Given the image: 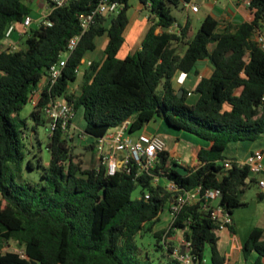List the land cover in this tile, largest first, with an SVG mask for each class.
<instances>
[{
  "label": "trees",
  "instance_id": "16d2710c",
  "mask_svg": "<svg viewBox=\"0 0 264 264\" xmlns=\"http://www.w3.org/2000/svg\"><path fill=\"white\" fill-rule=\"evenodd\" d=\"M32 1L0 0V264H181L172 256L174 243L161 236L164 230L152 231L173 195L198 186L217 189L218 204L231 217L235 208L244 205L241 195L256 184L246 163L230 158L226 164L229 158L224 150L230 142L264 137V44L254 39L255 31L264 29V0H249L250 21L220 27L217 19L206 15L195 32L189 19L180 24L172 14L173 7H185L192 0H135L148 10L151 24L140 47L122 58L117 54L125 41L131 0H117L120 7L108 26L109 15L97 18L67 54L56 82L44 86L32 104V130L49 125L45 108L57 98L73 109L82 106L84 132L94 137L82 147L85 150L93 149L97 138L128 118L129 133L159 117L167 126L207 142L194 150L192 163L182 164L184 174L171 169L174 162L181 163H167L164 152L163 162L154 169L160 179L156 184L147 174L135 176V168L110 175L95 157L90 165L76 161L84 153L74 152L81 147L62 134L59 124L53 130L49 125V159L42 165L38 158L39 180L22 179L27 124L14 114L66 51L68 40L80 32L79 14L99 0H70L62 7H51L37 26L23 33L16 50L4 48L7 25L30 15ZM174 23L178 27L170 31ZM157 27L161 31L156 33ZM99 36L106 38L103 56L83 69L74 90L70 87L78 78L74 70L86 52L96 47ZM205 59L212 72L199 79L193 90L198 97L189 103L191 92L176 89L173 80L180 71L198 74L196 64ZM26 166L33 168L30 160ZM166 180L178 190H166ZM137 187L140 196L131 198ZM220 222L195 203L183 206L170 228L184 231L193 264H223L217 249ZM226 227L233 230L231 223ZM148 231L161 241L157 247L163 251V261L153 262L147 254L138 258L135 237ZM206 247L209 258L203 263ZM242 251L246 255L254 251V264H264L262 228L252 229Z\"/></svg>",
  "mask_w": 264,
  "mask_h": 264
},
{
  "label": "built area",
  "instance_id": "2783aa9c",
  "mask_svg": "<svg viewBox=\"0 0 264 264\" xmlns=\"http://www.w3.org/2000/svg\"><path fill=\"white\" fill-rule=\"evenodd\" d=\"M70 0H48L53 7H62L66 5ZM243 3L248 6L249 0H243ZM192 11L198 10V5L194 3L185 4ZM120 5L117 0H99L95 6L90 8L86 12H82L78 16L80 32L73 35L67 42L66 51L60 55V59L51 64L47 69L44 76L45 82L43 85L37 84L36 89L33 90L30 100L31 104H35L40 96V92L44 86L51 87L57 80L61 73L62 68L65 65L66 57L71 52L81 35L95 23L98 17L108 16L118 11ZM45 18V17H44ZM42 20V19H41ZM40 20V21H41ZM43 22H47L43 21ZM33 23V19L30 15L25 16L20 22L13 21L9 23L4 32L3 40L9 38L12 33L21 28L22 33L27 31ZM177 23H174L169 30H176ZM254 39L260 45L264 44V29L256 30L254 33ZM9 50H16L17 45L9 44L4 46ZM86 67L91 64L90 60L82 61L75 68V73L79 74L82 71V65ZM187 73L180 71L176 76L178 83H183ZM264 103V92L262 95ZM45 112L50 119V130L59 124L62 130V134L66 138H73L71 131V117L73 107L69 105L62 98L55 99L46 108ZM130 119H126L121 124L110 128L105 134L97 138L94 148L96 150L95 159L98 165H101L105 169L106 174H114L117 170L123 169L124 171L131 172L132 168L136 169L135 176L139 174H147L152 177V184H156L160 181L159 177L155 174L154 169L164 160V152H166V146L164 141L156 134H140L135 140H132L129 136ZM263 152L262 150L253 151L247 158L246 164L249 166L251 173L256 176V184L261 193H264V165L262 162ZM169 162L167 156V163ZM229 165V162L226 163ZM166 190L175 192L178 190V186L171 180L165 182ZM220 192L217 189H205L200 186L194 190H183L177 194H174L169 205L167 206V213L169 216V228L174 221L183 206L188 204H200L201 209L209 211L212 219H220L219 229L226 227L231 223V217L229 214L223 212L222 207L218 202L214 203L220 197ZM149 198V192L145 191L143 199ZM174 229V228H173ZM178 229V228H176ZM181 233L184 231L178 229ZM184 234V233H183ZM181 244L174 245L172 256L180 261L181 264H193L194 255L190 252V242L183 237L180 240ZM183 251V252H182ZM20 252V251H19ZM207 262V258H203V263Z\"/></svg>",
  "mask_w": 264,
  "mask_h": 264
},
{
  "label": "rangeland",
  "instance_id": "374dc122",
  "mask_svg": "<svg viewBox=\"0 0 264 264\" xmlns=\"http://www.w3.org/2000/svg\"><path fill=\"white\" fill-rule=\"evenodd\" d=\"M42 2L45 4V6L42 4ZM197 2L194 4H197L198 7L200 6V11L198 12H193L190 8L185 9V7H183L181 4L172 8V14L176 17L178 23L184 24L187 19L190 20L193 32L197 30L202 19L206 16L207 11V0H197ZM224 2V0H217L216 6L223 7L225 4ZM130 4L131 6L127 11L129 21L124 33V38L128 35L130 30L131 33H136L139 27L140 20L145 16V12L143 9H141V11L139 8L137 9V2L135 0H131ZM47 5V0H33L29 3V6L31 8V15L35 16L37 14H44L45 10H50ZM145 22H147V19H144V24ZM131 35L133 36V34ZM123 46L126 49L129 48L126 41H124ZM86 53L90 54L91 57H94V59H98L103 54L99 50V47H95L92 50H88ZM196 95L197 94L193 91V96H188L187 102L192 103L195 100ZM32 107L33 106L31 104V101H28L17 114H14V116L17 121H19V119H25L27 124V128L25 129L24 134V142L26 144V157L23 164L21 177L22 179H27L30 181H37L39 180V175L41 171V168L38 167V158L41 159L42 165H46L49 159V152L46 148L47 138L49 135V125L48 123H46V125H39L36 127L35 130H32L31 127L33 122L29 117V113L32 110ZM150 122L151 125H161V130L159 131V134L163 133L162 138H164V140L167 142L168 148L176 147L177 153H179L181 156V158L178 159L180 163H187L190 161L191 150L195 145H197L196 143L206 142L205 140H202L186 131L174 129L167 126L164 121L159 117H155ZM84 130L85 120L83 118V107L79 106L73 109L71 117V131L73 133V139L71 142L73 145L82 148L84 146L90 145L94 141V137L85 133ZM141 130L142 128L137 129L128 134L132 140H135ZM74 152L77 154L84 153L83 155H79L75 160L77 161L78 159H81L83 164L85 165H90V159L92 157H95L96 154L95 148L87 149L84 151H81L80 148H76ZM225 153L228 154L229 151L225 149L224 154ZM27 160L31 161L33 165L32 169H29L26 166ZM255 191V185H250L240 197L244 205L235 208L233 212L238 221L239 230L242 232L250 229L251 227H260L264 229V218L262 220L261 218H258L262 212L261 208L258 209V207L262 206V201L257 198ZM139 196L140 188L137 187L131 193V198H138ZM217 201L218 200H215L214 203H216ZM243 212H246L247 215H245ZM257 219L261 221L260 224L256 222ZM161 229L164 230L161 236L163 237L165 242H172L171 237L174 236V233H177L179 240L183 239L184 237V234L181 233L178 229H169L168 224H166ZM135 242L138 246L139 259H144L145 255L147 254L149 259L153 262L164 260L163 251L157 247V242L161 243V241H157V239L151 234V231L143 232L142 235L137 234L135 237ZM205 257L208 258L207 247L205 250Z\"/></svg>",
  "mask_w": 264,
  "mask_h": 264
},
{
  "label": "crops",
  "instance_id": "0c3cea01",
  "mask_svg": "<svg viewBox=\"0 0 264 264\" xmlns=\"http://www.w3.org/2000/svg\"><path fill=\"white\" fill-rule=\"evenodd\" d=\"M225 4L223 7H218L216 6L217 0H207V11H206V15H211L212 17H214L215 19L218 20L219 22V26L223 27L226 23H241L244 21H250L252 18V14L251 12L248 10V7L246 6V4L243 3V0H224ZM197 0H192L191 3H196ZM48 3V7H50V3L47 1ZM198 3V2H197ZM42 4L45 6V4L42 2ZM140 9L141 11V7L140 5L137 4V9ZM188 7L185 5V9H187ZM144 10V9H143ZM47 10H45L44 14H37L35 16L31 15L33 19V23L32 26L35 27L37 26V23L44 18V16H46V14L49 12V10L46 12ZM200 11V6L198 7L197 11H193V12H198ZM145 12V16L144 18H142L140 20L139 23V27L136 31V33L132 32L131 30L128 33L127 36H125V41L128 45V49H126L123 45L121 46V48L118 51L117 56L122 58L124 56H126L128 53H132L134 52L136 49H138L140 47L142 38L145 34V32L147 31L149 25L151 24L150 21V15L148 10H144ZM144 19H147V22H145L144 24ZM161 29L160 27H157L155 32H160ZM133 34V36L131 35ZM23 33L21 31V28L18 27L17 30H15L12 35L3 40L2 44L3 47L6 45H11V44H16L18 45V43L20 42V39L22 37ZM106 42V38L105 36H100L97 37L95 39V44L96 47H99V50L103 53V48ZM103 56V54L99 57L101 58ZM94 59V57H91L90 54L86 53L84 58L82 59V61H87L90 60L92 61ZM85 65H82V71L78 74V78L76 80L75 83L71 84V88L74 90H77L79 83L81 82V77H82V72L83 69H85ZM196 69L198 70V74H194V73H189L187 74L185 80L183 83H178L176 81V76L173 80V84L175 83L174 87L176 89L178 88H183L187 91H190L191 94L189 96H193V90L197 84V82L199 81V79L201 77H208L211 72H212V65L209 62V60L205 59V60H200L198 61V63L196 64ZM175 81V82H174ZM45 82V78L43 77L40 80V85H43ZM198 95H196L195 100L197 99ZM154 119V118H153ZM152 120V119H151ZM150 120V121H151ZM146 123L143 127L141 132L137 135L136 139L139 137L140 134H156L158 135L165 143L166 146V151L168 153V159L169 160H178L179 158H181L180 154L177 153L176 151V147H171L168 148V144L167 142L164 140V138H162V134H159V131L161 130V125L160 124H156V125H151V122ZM165 135V134H164ZM233 143V144H232ZM197 145H195L192 150H191V156H190V161L187 163H181V164H189L192 163L195 158H194V150L204 146H207V142H200V143H196ZM226 149L229 151L228 154L225 153V155L227 156L226 162L230 161V158H233V160H235L237 163H245L248 156L255 150H262L263 152V165H264V137H261L257 140L254 141H239V142H230L228 143V145L226 146ZM81 150V148H80ZM83 151V150H81ZM179 161V160H178ZM255 185L256 188V196L257 198H259V200L262 201V206L258 207L261 208L262 212L259 215L258 218H261V220L264 218V193H261L257 187V184H252ZM218 202V201H217ZM234 212V211H233ZM231 214V225L233 227V230H230L227 227H224L222 229L217 230L216 234L218 236V240H217V249L220 253V255L224 258V262L223 264H254L256 262L257 259V254L252 251L249 254H244V252L242 251V244L243 242L246 240V238L248 237V235L250 234V232L252 231V229L254 227H251L250 229L242 232L239 230V225H238V221L236 219V216L233 214ZM245 215L246 212H243ZM256 222H258V224H260L261 221H259L258 219L256 220ZM166 224H169V216L167 211L162 212L157 221H155L154 226H153V230L152 231H157L160 230L162 227H164ZM263 230V235H264V229ZM172 242L174 243L173 245H179L181 244L177 233H174V236L171 237ZM208 258H209V252H208ZM207 258V259H208Z\"/></svg>",
  "mask_w": 264,
  "mask_h": 264
},
{
  "label": "water",
  "instance_id": "95a60500",
  "mask_svg": "<svg viewBox=\"0 0 264 264\" xmlns=\"http://www.w3.org/2000/svg\"><path fill=\"white\" fill-rule=\"evenodd\" d=\"M50 7H53V5L50 4ZM113 17H114V14H110L108 16V19H107V22L105 23V26H108V24L110 23V21H111V19ZM181 93H182V90H179L178 93H177L179 97L181 96ZM47 122H50V119L49 118L47 119ZM81 150L84 151L85 149L81 148ZM171 169H173L174 171H176L177 173H180V174L186 173L185 166H183L182 164H179L177 162H174L173 164H171ZM219 196L221 197V194Z\"/></svg>",
  "mask_w": 264,
  "mask_h": 264
}]
</instances>
